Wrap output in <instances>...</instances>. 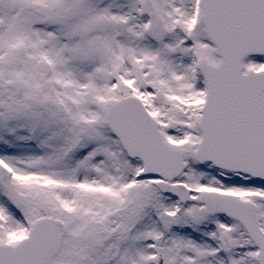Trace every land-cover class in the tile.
<instances>
[{"label":"snow or ice","instance_id":"snow-or-ice-1","mask_svg":"<svg viewBox=\"0 0 264 264\" xmlns=\"http://www.w3.org/2000/svg\"><path fill=\"white\" fill-rule=\"evenodd\" d=\"M0 264H264V0H0Z\"/></svg>","mask_w":264,"mask_h":264}]
</instances>
